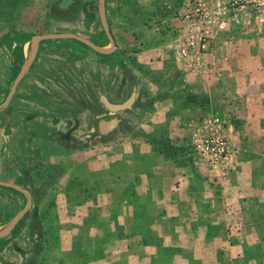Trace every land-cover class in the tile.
<instances>
[{
  "label": "crops",
  "instance_id": "crops-1",
  "mask_svg": "<svg viewBox=\"0 0 264 264\" xmlns=\"http://www.w3.org/2000/svg\"><path fill=\"white\" fill-rule=\"evenodd\" d=\"M262 27L255 36L217 40L195 72L176 56L174 33L134 49V39L125 35L120 46L111 31L115 49L130 54L121 57L113 90L130 93L132 83L135 99L102 141L55 155L66 171L54 189L59 245L50 264H264ZM90 78L111 103L129 96L120 91L112 100L110 82ZM215 108L225 112L234 150L223 178L191 137Z\"/></svg>",
  "mask_w": 264,
  "mask_h": 264
},
{
  "label": "rangeland",
  "instance_id": "rangeland-1",
  "mask_svg": "<svg viewBox=\"0 0 264 264\" xmlns=\"http://www.w3.org/2000/svg\"><path fill=\"white\" fill-rule=\"evenodd\" d=\"M57 1L0 0V104L5 101L15 77L28 61L36 36L50 32L74 33L102 46L108 44L98 15V0H76V9L62 20H55L50 14L51 6ZM183 1L104 0V10L118 45L121 46V41L128 35L127 39L135 41L131 48L139 49L145 43L151 45V42L160 37L159 31L162 28L160 25H168L174 11ZM260 29H244L240 25H233L212 38L211 44L238 35H254L261 31ZM129 32H133L134 37L128 34ZM122 48L119 51L115 49L111 55H103L75 39L42 40L31 66L17 84L13 97L8 105L0 110V180L18 184L31 194L29 212L24 214L10 234L0 238V264H23L29 259L32 246V237L29 234H34L33 241L38 240V225L35 223L31 225L30 219H40L45 231L44 248L36 260L38 264L53 262V250L59 245L56 235L58 223L55 215L54 189L46 190L44 179L38 175L31 173L29 183L24 178L16 179L9 173L17 172L13 162L7 163V158L22 155L23 147L28 144L27 136H31L29 129L36 125L35 120L26 119L29 107L38 106L44 110L47 109L48 103L55 105L58 111L64 112L62 117L51 119V124L48 120H42V124L52 130L51 134L57 130L62 132L63 136L67 133L65 138L62 137L63 147L60 149L62 153L56 154L60 155L56 157L59 160L61 156L63 158L72 153L69 151L70 148L84 149L102 141L103 137L97 132L98 119L102 116L110 117L111 114L105 110L94 92L90 77L92 74L95 75V80L101 86L103 82L104 84L110 82L111 86L107 87L106 91L112 100L120 99V91L124 92L123 97L128 96L129 91L126 88L113 90L114 82L118 83L122 78L118 67L124 64L120 61L123 53H127L125 57L130 59L129 50ZM87 55L101 60L107 59L111 65L110 63L108 65L107 61L103 65H98L94 60L88 59ZM86 84L89 85L87 88ZM79 88L81 94L76 96L75 91L79 93ZM77 100L81 103L79 107L76 104ZM209 113H216L225 118V112L219 108L205 115ZM133 117L134 115H129V124L133 123ZM24 129L27 135L22 144L21 136ZM125 133L121 132L123 135ZM36 144L38 154L45 155L43 166L47 160L51 162L55 160V155L46 157L51 151L44 141L37 140ZM53 149L51 147L52 151ZM41 176L44 177V174ZM6 189L10 191L11 196ZM12 198L17 200V209L9 220L0 223V232L10 225L12 218L26 202L25 194L16 189L0 186V202L10 203Z\"/></svg>",
  "mask_w": 264,
  "mask_h": 264
},
{
  "label": "built area",
  "instance_id": "built-area-1",
  "mask_svg": "<svg viewBox=\"0 0 264 264\" xmlns=\"http://www.w3.org/2000/svg\"><path fill=\"white\" fill-rule=\"evenodd\" d=\"M263 23L264 0H187L176 8L168 27L176 34V56L187 71L195 72L220 32L233 25L259 30ZM191 137L215 177L223 178L234 158L225 119L216 113L203 116Z\"/></svg>",
  "mask_w": 264,
  "mask_h": 264
},
{
  "label": "trees",
  "instance_id": "trees-1",
  "mask_svg": "<svg viewBox=\"0 0 264 264\" xmlns=\"http://www.w3.org/2000/svg\"><path fill=\"white\" fill-rule=\"evenodd\" d=\"M162 24V23H160ZM162 28L160 29V37H165L169 32V27L167 24L160 25ZM163 40V39H162ZM59 109L55 105H51L47 103V109L42 110V108L38 106H30L29 107V115L26 119L29 120H35L36 125L30 127L29 131L31 133V136H27L28 144L27 146L23 147L22 149V155L20 156H12L7 158V163H14V167L16 169V172H9L14 175V177L17 178H24V180H27L29 183L31 181V173L38 175L39 178L44 179L45 186L47 187L46 190L55 189V184L58 183L60 178L65 174L66 168L61 163H54L49 160H47L46 164L43 166V162L45 160V155L40 156L38 154V144H36V141H44L45 145L49 147L50 153L46 155V157L49 155L53 156L58 153H62L60 149L63 147L62 139L66 137V135L63 136L62 132L57 130L54 134H51L52 130H49V127H45V125L42 124V120H48L50 123L51 119L58 118L59 116L62 117L64 115V112L58 111ZM38 118H41V120H37ZM51 124V123H50ZM27 135V132L23 131V135L21 136L22 144L24 143L25 137ZM56 136L60 138H55ZM63 137V138H62ZM36 144V145H35ZM51 147H53V151L51 150ZM86 148V147H84ZM81 150L83 148H75V149H69L70 152H73L75 150ZM44 151V150H43ZM48 158V157H47ZM43 161V162H42ZM44 174V177L41 176ZM7 193L11 196V193L8 189H6ZM17 209V200L12 198V201L7 202H0V223L5 222L11 218V216L15 213V210ZM30 224L33 223L38 225V231L37 236L38 240L33 241V233H30L29 235L32 237V246L30 251V256L27 262L23 264H38L37 257L39 256L40 252L44 248V234L45 231L43 230V227L41 225L40 219H30ZM30 261V262H28Z\"/></svg>",
  "mask_w": 264,
  "mask_h": 264
},
{
  "label": "water",
  "instance_id": "water-1",
  "mask_svg": "<svg viewBox=\"0 0 264 264\" xmlns=\"http://www.w3.org/2000/svg\"><path fill=\"white\" fill-rule=\"evenodd\" d=\"M98 15L100 18V22H101L103 31H104L107 39H108V44L105 46L99 45V44L91 41L88 38H85L83 36H80V35H77L74 33H53V32H50V33H46V34L36 36L35 37L36 40L34 42V48L31 52V55H30L28 61L26 62V64L21 68V70L19 71V73L15 77L13 84H12V87L9 90L5 101L0 104V110L5 108L8 105L10 99L13 97V94H14V91H15L17 84L19 83V81L22 78V76L24 75V73L31 66L42 40H45V39H75V40H78L79 42L83 43L84 45L88 46L89 48H91L93 51H95L97 53H100V54H111V53H113L115 50V41H114L111 29H110L109 24H108L107 19H106L105 10H104V0H98ZM135 94H136V91H135L134 85L131 83V90H130L128 98L121 103H111L102 94V92L99 89H97V96H98L101 104L111 114V116L108 119H101L100 121H98L97 132L99 134H105V133L113 130L117 125H119L121 119L115 113L122 111V110H125V109H130L132 107L133 102H134ZM0 186L16 189V190L20 191L21 193L25 194V196H26L25 205L12 218V220L10 221V225L4 231L0 232V238H1V237H4V236L10 234L12 232V230L15 228V226L18 224L19 220L24 216V214L29 212L30 206H31V194H30L29 190L22 188L20 185L15 184L13 182L0 180Z\"/></svg>",
  "mask_w": 264,
  "mask_h": 264
},
{
  "label": "flooded vegetation",
  "instance_id": "flooded-vegetation-1",
  "mask_svg": "<svg viewBox=\"0 0 264 264\" xmlns=\"http://www.w3.org/2000/svg\"><path fill=\"white\" fill-rule=\"evenodd\" d=\"M76 6H77L76 0H58L57 2H54V4L51 6L50 14L53 15V17H52L53 19L62 20L63 18H66L68 15H70L71 11L76 9ZM102 118H105V116H102L101 118H99L98 121H100V119H102ZM106 118H108V117H106ZM107 133L99 134V135L101 137L102 136L104 137L107 135Z\"/></svg>",
  "mask_w": 264,
  "mask_h": 264
}]
</instances>
